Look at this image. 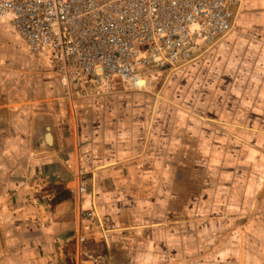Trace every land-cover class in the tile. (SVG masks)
<instances>
[{"label": "crops", "instance_id": "crops-1", "mask_svg": "<svg viewBox=\"0 0 264 264\" xmlns=\"http://www.w3.org/2000/svg\"><path fill=\"white\" fill-rule=\"evenodd\" d=\"M137 83L147 86L144 80ZM90 97L100 100L93 111L79 106L75 112H53L59 150L36 152L55 155L33 158L30 133L41 102L0 92V264H92L79 256L80 235L88 239L90 256L110 264H180L182 228L193 235L233 224L216 219L206 200L209 190L198 195L191 171L182 177L174 155L166 154L175 140L173 125L164 138L163 125L130 118L133 108L108 106L114 93ZM43 98L44 104L56 99L63 105L67 95ZM41 124L48 125L45 119ZM81 184L87 185L84 193ZM226 212L222 209L221 217ZM245 222L236 235L209 236L203 255L210 264H264V240Z\"/></svg>", "mask_w": 264, "mask_h": 264}, {"label": "rangeland", "instance_id": "rangeland-1", "mask_svg": "<svg viewBox=\"0 0 264 264\" xmlns=\"http://www.w3.org/2000/svg\"><path fill=\"white\" fill-rule=\"evenodd\" d=\"M252 1L255 0H242L235 10L231 30L203 48L192 63L154 70L143 77L147 86L142 88L113 80L109 89L81 93L80 89L73 91L62 86L58 68L47 64V56L32 52L13 27L0 18L3 95L20 98L22 102L36 97L41 104L36 105L34 114L53 116L59 109L75 112L79 106L93 111L100 100L90 95L114 93L116 99L108 106L133 108L130 118L135 115L148 123L163 125L164 138L168 126L173 125L175 140L166 154L174 155L182 177L191 171V184L198 195L203 189L209 190L206 200L213 205L216 219L233 223L216 228L214 233L198 229V233L191 235L182 228L180 264H210L203 255L205 241L213 235H236L244 228L243 220L250 221V226L254 224V233L264 240V0H257L256 5ZM249 3V9H243ZM63 91L67 95L65 104L59 105V101L52 99L51 108L48 101L45 106L42 99L46 94ZM64 117L69 118L70 114L66 111ZM86 117L92 122L91 116ZM33 134L31 131L28 149L31 157L55 155L36 153L32 148ZM80 176L83 178V171ZM86 189L87 185L81 184L79 191L84 193ZM222 209L227 211L226 217H221ZM94 212L91 211L90 219ZM2 234L7 236V228ZM87 241L83 235L78 237L80 258L92 264H110L107 258L98 260L100 257L90 256Z\"/></svg>", "mask_w": 264, "mask_h": 264}, {"label": "built area", "instance_id": "built-area-1", "mask_svg": "<svg viewBox=\"0 0 264 264\" xmlns=\"http://www.w3.org/2000/svg\"><path fill=\"white\" fill-rule=\"evenodd\" d=\"M241 2L0 0V18L56 64L62 86L81 93L192 63L231 30Z\"/></svg>", "mask_w": 264, "mask_h": 264}, {"label": "water", "instance_id": "water-1", "mask_svg": "<svg viewBox=\"0 0 264 264\" xmlns=\"http://www.w3.org/2000/svg\"><path fill=\"white\" fill-rule=\"evenodd\" d=\"M46 120L47 124L50 125V131H51V135L53 136V142H52V146L47 148V150L50 151H58L59 150V142H58V137L56 135L55 132V126H54V118L51 114L49 113H35L34 114V148L36 147L38 150L40 149V147L42 146H38L37 145V135L40 133V129L42 127L41 121L42 120ZM42 150H46V149H42ZM53 153V152H51Z\"/></svg>", "mask_w": 264, "mask_h": 264}, {"label": "bare ground", "instance_id": "bare-ground-1", "mask_svg": "<svg viewBox=\"0 0 264 264\" xmlns=\"http://www.w3.org/2000/svg\"><path fill=\"white\" fill-rule=\"evenodd\" d=\"M139 80H144V82H146L143 77H137L132 82L134 87H139V88L142 87L137 83V81H139ZM36 137H37V145L42 146V147H40L39 150L35 147L34 148L35 152H47V153H51V152L55 153L56 152V151L47 150V148L52 146L51 144L53 142V136L51 135L49 124L47 126H44L43 128H41L40 133ZM42 149H46V150H42Z\"/></svg>", "mask_w": 264, "mask_h": 264}]
</instances>
